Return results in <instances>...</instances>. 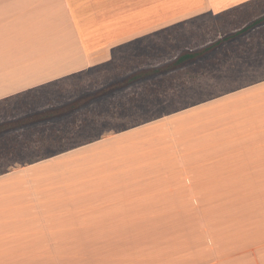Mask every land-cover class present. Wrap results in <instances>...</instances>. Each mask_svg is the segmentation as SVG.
<instances>
[{
  "label": "rangeland",
  "instance_id": "obj_1",
  "mask_svg": "<svg viewBox=\"0 0 264 264\" xmlns=\"http://www.w3.org/2000/svg\"><path fill=\"white\" fill-rule=\"evenodd\" d=\"M263 2L177 27L164 32V40L173 41L169 51H175L174 43L180 51L212 42L264 16ZM227 42L199 71L188 68L174 72L173 79L168 75L136 82L59 118L0 135L10 144L0 150V173L42 163L39 159L49 153L263 79L264 25ZM146 47L130 44L110 63L0 101V123L64 105L129 76L144 66L139 55ZM203 69L209 76H199ZM200 89H209V95H196ZM66 163L63 170L34 169L32 191L22 176L2 183L5 191V186L9 189L0 193V264H260L251 248L239 250L246 243L243 218L235 214L239 204L219 205L234 193H164L161 201L147 198L116 209L109 207V200L119 193L107 192V186L113 184L108 176L117 164L88 162L82 169L73 161ZM39 206L52 212L47 209L52 223L44 224L45 230L35 224Z\"/></svg>",
  "mask_w": 264,
  "mask_h": 264
},
{
  "label": "crops",
  "instance_id": "obj_2",
  "mask_svg": "<svg viewBox=\"0 0 264 264\" xmlns=\"http://www.w3.org/2000/svg\"><path fill=\"white\" fill-rule=\"evenodd\" d=\"M253 1L0 0V101L110 63L130 44L147 45L148 50L139 55L144 65L139 70L170 64L181 52L223 37L180 51L174 43L175 51H169L173 41L166 42L164 32L233 9L239 13ZM211 53L141 81L168 75L173 79L174 72L188 68L199 71ZM204 70L197 72L199 76H209ZM208 91L200 89L196 95L208 96ZM167 112L52 156L49 153L39 159L43 164L11 167L0 173V193L9 189L5 186V191L2 183L20 176L32 191L34 169L63 170L71 161L82 169L96 161L118 165L108 176L113 184L107 186V192L119 193L109 200V207L116 209L147 198L161 201L164 193H234L225 195L219 205L239 204L235 214L243 218L246 241L239 250L251 248L255 259L264 264V78ZM55 162L60 163L49 164ZM39 207L42 211H36L35 224L45 230L44 224L52 223L51 210ZM219 219L222 223L221 213Z\"/></svg>",
  "mask_w": 264,
  "mask_h": 264
},
{
  "label": "trees",
  "instance_id": "obj_3",
  "mask_svg": "<svg viewBox=\"0 0 264 264\" xmlns=\"http://www.w3.org/2000/svg\"><path fill=\"white\" fill-rule=\"evenodd\" d=\"M264 0H255L253 2H250L251 4L253 3H258V2H263ZM264 4L261 3L260 5ZM236 9L230 10L227 13H230L228 15H231L233 13V11H235ZM247 15L246 13L243 14V16ZM264 23V16L259 17L257 19H255L254 21H252L251 23L247 24L245 27L240 28L239 30L233 32V33H229L228 35L224 36L223 38L217 40L214 43H211L203 48L200 49H196V50H185L183 52H181L179 54V56L172 61L170 64L164 65V66H160V67H154V68H148V69H141L138 70L132 74H130L129 76L125 77V78H121L115 82L110 83L109 85L103 87L100 90L94 91V92H90V93H86L80 97H78L77 99L66 103L64 105L61 106H57V107H52V108H48V109H44L42 111H38L14 120H10V121H6L3 123H0V135H3L9 131H12L14 129H18V128H22L25 126H30L33 124H36L38 122H42L45 120H50V119H54V118H59L61 116H64L66 114H69L77 109H80L82 107H84L85 105L89 104L91 101H93L96 98H99L101 96H104L112 91H115L117 89L120 88H125L130 86L133 83H136L138 81H141L143 79H146L148 77L154 76L160 72L169 70V69H173L175 67H180L186 63L192 62L204 55H207L209 53H211L212 51H214L218 46H220L223 42L225 41H230L233 40L234 38L240 36L241 34L245 33L246 31L250 30L251 28ZM10 147L9 143L5 142L4 138H0V150L3 149L4 146H8ZM55 153H50L48 156H52Z\"/></svg>",
  "mask_w": 264,
  "mask_h": 264
}]
</instances>
